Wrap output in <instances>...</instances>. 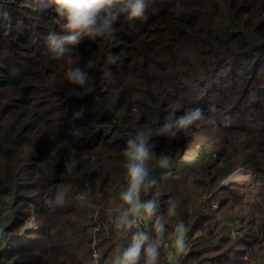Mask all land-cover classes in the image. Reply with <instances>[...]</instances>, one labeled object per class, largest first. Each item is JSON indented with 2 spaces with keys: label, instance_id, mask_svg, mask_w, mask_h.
<instances>
[{
  "label": "trees",
  "instance_id": "16d2710c",
  "mask_svg": "<svg viewBox=\"0 0 264 264\" xmlns=\"http://www.w3.org/2000/svg\"><path fill=\"white\" fill-rule=\"evenodd\" d=\"M53 9L0 0V264H90L98 250L103 264L116 248L121 149L137 127L153 133L161 206L176 201L187 224L189 250L163 248L162 264H264V0H151L146 19L121 16L113 36L82 39L62 60L44 39L60 31ZM89 56L95 86L78 94L62 70ZM196 106L231 123L155 135L170 112ZM238 167L263 186L244 225L239 186L220 185ZM232 219L235 230L219 226Z\"/></svg>",
  "mask_w": 264,
  "mask_h": 264
},
{
  "label": "clouds",
  "instance_id": "9594fccd",
  "mask_svg": "<svg viewBox=\"0 0 264 264\" xmlns=\"http://www.w3.org/2000/svg\"><path fill=\"white\" fill-rule=\"evenodd\" d=\"M56 23L60 31H50L45 43L50 59L62 60L82 39L96 41L113 36L117 29L114 22L121 16L126 20L146 19V9L151 0H53ZM180 14L179 5L175 7ZM82 59V62H81ZM72 60L62 70V79L76 86L78 94L91 92L94 79L90 69L96 66L92 56ZM211 113L196 106L186 111L170 112L158 122L155 135L169 140L183 132L189 134L192 127L228 125L231 117L218 119L215 108ZM82 113L76 111L73 118ZM74 129L72 134H77ZM153 133L143 127L127 132L121 149L124 186L119 190L118 206L109 221L116 248L107 264H162L161 250L169 248L179 258L189 250L187 224L181 218L176 201L161 206V192L154 190L157 180L150 162L155 158ZM148 222V227H145ZM6 233L0 229V240L5 242Z\"/></svg>",
  "mask_w": 264,
  "mask_h": 264
},
{
  "label": "rangeland",
  "instance_id": "374dc122",
  "mask_svg": "<svg viewBox=\"0 0 264 264\" xmlns=\"http://www.w3.org/2000/svg\"><path fill=\"white\" fill-rule=\"evenodd\" d=\"M228 184H237L239 186V193L242 194L244 201L243 204L238 205V210L240 211V214L242 218L244 219V222L242 221L241 225H244L245 222H249L255 215H254V206L256 202L259 200L262 194V182L259 177V174H256L254 172L248 171L244 167H238L235 171L230 173L223 181L220 183V185H228ZM84 200H90L89 197L85 194L81 195ZM48 204L52 209H57L62 204V195L52 197L48 200ZM213 208H217V204L213 203ZM90 207H92V204L90 202ZM235 213V210L231 211L228 216L233 215ZM228 226L232 228V230H235L237 227H239V219L231 220L228 224H225L223 221L219 224V226ZM165 250L169 248H164ZM111 251L106 261H104L103 264H107V260L111 257L112 253ZM172 253V251H171ZM101 252L98 250L94 254L95 258V264H102L98 263V258L100 256ZM262 255L259 254L258 259H260ZM167 257V253H166ZM254 264H258L257 259L255 260Z\"/></svg>",
  "mask_w": 264,
  "mask_h": 264
},
{
  "label": "crops",
  "instance_id": "0c3cea01",
  "mask_svg": "<svg viewBox=\"0 0 264 264\" xmlns=\"http://www.w3.org/2000/svg\"><path fill=\"white\" fill-rule=\"evenodd\" d=\"M90 264H95V262H93V263H90Z\"/></svg>",
  "mask_w": 264,
  "mask_h": 264
}]
</instances>
